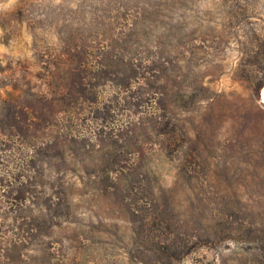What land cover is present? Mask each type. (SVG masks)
Returning a JSON list of instances; mask_svg holds the SVG:
<instances>
[{
	"label": "rangeland",
	"instance_id": "rangeland-1",
	"mask_svg": "<svg viewBox=\"0 0 264 264\" xmlns=\"http://www.w3.org/2000/svg\"><path fill=\"white\" fill-rule=\"evenodd\" d=\"M264 0H0V264H264Z\"/></svg>",
	"mask_w": 264,
	"mask_h": 264
},
{
	"label": "bare ground",
	"instance_id": "bare-ground-1",
	"mask_svg": "<svg viewBox=\"0 0 264 264\" xmlns=\"http://www.w3.org/2000/svg\"><path fill=\"white\" fill-rule=\"evenodd\" d=\"M262 99H263V101H264V88H263V90H262Z\"/></svg>",
	"mask_w": 264,
	"mask_h": 264
}]
</instances>
